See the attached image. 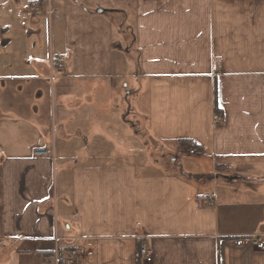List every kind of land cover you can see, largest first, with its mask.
Returning a JSON list of instances; mask_svg holds the SVG:
<instances>
[{"label":"crops","instance_id":"1","mask_svg":"<svg viewBox=\"0 0 264 264\" xmlns=\"http://www.w3.org/2000/svg\"><path fill=\"white\" fill-rule=\"evenodd\" d=\"M26 1L0 0V264H264L233 244L264 235V0H75L49 59Z\"/></svg>","mask_w":264,"mask_h":264},{"label":"rangeland","instance_id":"2","mask_svg":"<svg viewBox=\"0 0 264 264\" xmlns=\"http://www.w3.org/2000/svg\"><path fill=\"white\" fill-rule=\"evenodd\" d=\"M20 7L21 8H19L18 13H20L23 17L32 18L39 16L41 18V22H39L38 25H35V23H30L31 25H29L30 27L32 26L35 28L39 26V30L37 29L39 36L32 41L34 42L33 53L40 59H49L53 47L63 48L64 34L62 30V15H64V13L74 12L77 9H80V7L75 3V0H28L26 4L22 5L21 3ZM29 20L32 21L31 19ZM30 48L31 46H29L28 49L31 50ZM36 63L41 64V62ZM0 105L4 106V102H0ZM46 115V120L51 123L52 118L50 112H47ZM134 117L135 116H133V114L128 117L130 123H133ZM134 127L136 128L135 130L140 129L137 125ZM135 137L141 139L140 136ZM153 157L154 159H157L158 154L153 152Z\"/></svg>","mask_w":264,"mask_h":264},{"label":"built area","instance_id":"3","mask_svg":"<svg viewBox=\"0 0 264 264\" xmlns=\"http://www.w3.org/2000/svg\"><path fill=\"white\" fill-rule=\"evenodd\" d=\"M191 153H195L192 149ZM37 154L44 155L47 154V150H37ZM233 244L237 247L245 245H253L258 249L264 250V235H251L242 236L233 239ZM139 256L141 260L145 263L152 262L153 260V250L148 245V243L143 242L139 249ZM81 259V252L78 248L72 249L67 255H63L59 258L60 264H78Z\"/></svg>","mask_w":264,"mask_h":264},{"label":"trees","instance_id":"4","mask_svg":"<svg viewBox=\"0 0 264 264\" xmlns=\"http://www.w3.org/2000/svg\"><path fill=\"white\" fill-rule=\"evenodd\" d=\"M56 63H58L57 60L55 62V65H57ZM214 100H215V110H216V113L217 114H222L223 113V110L219 106V90H218V82H217V79H215V85H214ZM180 144L181 145H184V146L194 147V148H197L199 150L201 149V146L196 141H194L192 139H182V140H180ZM141 244L142 243H140L139 249L141 247Z\"/></svg>","mask_w":264,"mask_h":264}]
</instances>
